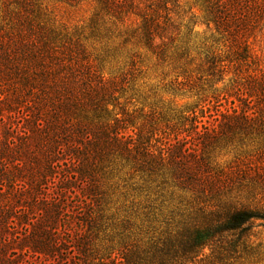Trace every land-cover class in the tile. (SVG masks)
Listing matches in <instances>:
<instances>
[{"label":"trees","instance_id":"obj_1","mask_svg":"<svg viewBox=\"0 0 264 264\" xmlns=\"http://www.w3.org/2000/svg\"><path fill=\"white\" fill-rule=\"evenodd\" d=\"M54 1L91 6L86 36L49 24L37 0L1 4L0 231L10 230L9 209L18 214L20 241H30L27 254L61 255L60 202L39 196L62 176L60 197L76 182L87 184L80 264H245L256 256L252 239L264 228V54L256 49L264 0H193L210 32L202 40L194 36L196 18L177 23L163 0ZM100 40L101 54L94 56ZM120 52L129 61L121 75L102 72L100 55ZM142 56L173 74L165 90L193 94L198 104L172 118L153 111L140 125L133 122L135 112L119 100ZM221 101L231 106L220 111ZM210 105L216 114L204 120ZM218 148L231 157L225 166L210 158ZM127 168L144 182L174 183L148 188L174 198V228L146 252L119 243L90 259L95 218L109 204L102 184ZM40 209L43 219L31 225Z\"/></svg>","mask_w":264,"mask_h":264},{"label":"rangeland","instance_id":"obj_2","mask_svg":"<svg viewBox=\"0 0 264 264\" xmlns=\"http://www.w3.org/2000/svg\"><path fill=\"white\" fill-rule=\"evenodd\" d=\"M38 3L45 8L44 14L47 16L49 24H54L60 28L67 29L68 31L77 30L84 36L88 34L87 26L90 23L92 16V8L87 5H80L70 7L64 4L57 3L54 0H37ZM167 3V8L171 12L172 18L178 23L183 24L188 22L193 15L196 19L194 27V36L197 40L207 38L209 33L200 18L198 8L194 6L193 0H163ZM3 0H0V10ZM103 41L95 44L94 56L101 54V47ZM126 48V50H128ZM257 50H261L264 54V36L256 46ZM129 53V51H128ZM103 62H100L102 72L109 75L119 76L120 72L126 67L129 62L126 53L120 52L115 56L100 55ZM100 58L99 60H101ZM137 76L132 85H129L124 95L119 100L120 104L125 105L128 111L135 112L133 122L140 125L144 118L143 116L151 112H159L167 118H172L177 111H186L198 104V98L190 93H178L173 95L172 92L165 90L164 85L173 79V74L165 68L158 67L154 64L152 59L147 56H142L139 59ZM125 71V70H124ZM229 77H226L224 82ZM223 84H218L216 87L220 88ZM232 99H229V102ZM229 102L221 101L220 111L229 108ZM234 107L238 106L235 102ZM200 108H197V111ZM214 116L216 113L212 110L205 115L204 120L212 121L208 115ZM19 118L13 119L17 122ZM1 130V129H0ZM213 163L218 166H225L231 160L225 150L216 149L210 154ZM141 173H134L129 168L119 172L113 173L110 183L102 184L103 188H107L106 195L109 199V204L105 206L106 212L102 216L95 218V228L91 233V248L92 251L87 252L90 259L95 258L97 254H105L108 252L110 246L116 248L119 243H123L132 252H146L151 250L152 247L164 239L167 233H171L176 217L174 212V198L167 192L163 198L156 196L153 189L155 184H174L169 181H162L160 178L154 181H141ZM54 179L50 183L49 189L43 191L40 195V200L46 204L53 202H60L61 212L58 218L56 233L60 239L62 246L60 247V254L55 255L53 258H41L31 254H27V243L21 242L24 234L22 229L17 224V215L15 212L8 211L5 221L10 226L7 233L0 231V264L2 260L15 262V264H80L83 258L79 247V240L86 236L84 226L80 224V219L90 209L88 199L83 196V189L87 184L76 182L78 184L75 190L65 194V196H58L57 184H61L62 176ZM154 179V178H153ZM3 190L5 184H2ZM25 188L26 185H24ZM109 188V189H108ZM137 188V189H136ZM150 188V189H148ZM134 189V190H133ZM136 189V190H135ZM148 189V190H147ZM46 193V195H45ZM49 206V205H48ZM11 208V205H10ZM4 209H6L4 207ZM41 210V209H40ZM5 211V210H4ZM41 211H36L32 215L33 219L30 221L31 225L40 221L43 216ZM31 216V215H30ZM29 216V217H30ZM31 217V218H32ZM30 229V227H29ZM259 231L257 237L253 240V246L259 244L257 248V255L249 260H245V264H264V228L256 229ZM23 241V240H22ZM27 241V240H26ZM25 246V247H24ZM204 256L210 254V249L203 250ZM96 261V260H95ZM216 261V260H215ZM242 262V261H241ZM240 261L231 262V264H241ZM223 264L211 262L209 264ZM197 264V263H196ZM200 264H207L201 262ZM225 264V263H224Z\"/></svg>","mask_w":264,"mask_h":264}]
</instances>
